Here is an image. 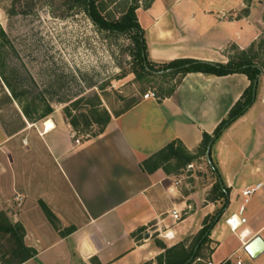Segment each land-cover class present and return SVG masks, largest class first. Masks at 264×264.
Here are the masks:
<instances>
[{
  "label": "crops",
  "instance_id": "1",
  "mask_svg": "<svg viewBox=\"0 0 264 264\" xmlns=\"http://www.w3.org/2000/svg\"><path fill=\"white\" fill-rule=\"evenodd\" d=\"M243 9V0H154L137 15L153 61L227 64L263 33L264 15L256 5L239 15ZM249 85L243 73H188L170 96H142L113 117L104 133L80 144L60 116L50 118L56 127L49 132L45 119L27 122L11 137L0 123V145L19 136L29 143L37 135L46 149L21 157L19 171L9 152L0 154V212L24 227L25 244L36 251L22 264H156L165 246L192 240L217 207L207 196L213 184H204L192 164L186 172L149 173L142 163L173 141L196 153L204 134L214 133ZM211 157L231 190L230 204L210 235L206 260L193 264H264V251L252 258L243 245L256 236L264 240V185L239 216L243 191L264 183V75L255 103L215 141ZM175 209L181 213L177 223L171 219ZM232 215L247 220L236 232L227 224ZM166 230L173 239L163 237Z\"/></svg>",
  "mask_w": 264,
  "mask_h": 264
},
{
  "label": "rangeland",
  "instance_id": "2",
  "mask_svg": "<svg viewBox=\"0 0 264 264\" xmlns=\"http://www.w3.org/2000/svg\"><path fill=\"white\" fill-rule=\"evenodd\" d=\"M66 1L0 0V30L3 29L7 36L5 40L0 34V45H5L3 55L0 53V61L5 58L8 76L16 87L28 90L32 96L38 93L44 95L47 103L54 108V112L46 119L60 116L69 121L66 107H70L73 115L78 110L91 112L96 104L93 97L95 95L101 98L102 108L114 113L121 110L132 98H141L150 90L161 95L175 85V78L160 74L139 79L137 72L140 67L134 59L136 47L132 37L129 34L114 35L99 30L82 7L74 6L70 9V4ZM153 1L140 0L139 6L147 8ZM243 1L245 9L239 15H247L255 5L260 17L261 14L264 15V0ZM97 4L103 18L118 20L129 11L134 1L98 0ZM262 24L264 28V23ZM262 43L264 29L251 44L254 45L252 54L260 53L259 57L264 61ZM250 47L246 50L251 54ZM241 52L237 50L233 57H239ZM52 92L54 97H51ZM8 95L9 89L0 87V119L9 130L19 129L22 126L21 107L17 102L9 100ZM81 97L85 99L78 109L72 105V101ZM60 98L64 101H58ZM75 138L81 142L90 137L75 133ZM45 150L37 135L31 137L29 143H24L23 137L19 136L0 145V154L9 152L14 158L17 171L22 169L21 157L26 153L46 152ZM194 154L197 158L192 162V169L204 179V184H214L217 178L206 155L198 152ZM34 162L38 164L39 160L35 159ZM43 162L49 167L48 161L42 158L40 163L43 165ZM172 162L176 165V161ZM35 167L37 170L38 166ZM188 168L186 166L180 170L186 172ZM210 191L211 189L208 197ZM216 204L217 207L210 217L218 214L223 205L221 201ZM11 244V237L0 232V264H8ZM211 247V243H207L202 250V256L207 255ZM196 264L206 263L198 261Z\"/></svg>",
  "mask_w": 264,
  "mask_h": 264
},
{
  "label": "trees",
  "instance_id": "3",
  "mask_svg": "<svg viewBox=\"0 0 264 264\" xmlns=\"http://www.w3.org/2000/svg\"><path fill=\"white\" fill-rule=\"evenodd\" d=\"M97 1L98 0H67L66 2L70 4V9L74 6L82 7L99 30L114 35L129 34L132 37L136 47L134 59L140 67V71L137 72L139 79L154 76L155 74L176 78L175 85L172 86L170 90L164 92V94H161L162 96H170L175 91L182 77L191 72H202L216 76H223L232 73H243L247 75L250 80V85L245 90L242 97L231 108L228 115L219 124L212 135L207 133L204 134L203 142L197 152L198 154L206 155L209 144L212 142L214 144L223 132L237 119L242 117L255 103V83L258 77L260 79L264 74V61L260 59V53L252 54L254 48V45H252L250 47L251 54L248 50H243L239 57L231 58L227 64L189 58L158 63L153 61L150 57L147 36L145 30L140 25L136 14L137 9L140 7V0H133L134 4L129 8V11L118 20H106L103 18L100 15ZM0 34L3 39H7L6 32L3 29L0 30ZM4 46V44L0 45L1 54L3 53L2 50H5ZM261 47L264 48V43L261 44ZM4 59L5 58L0 61V87H7L9 89V100L17 102L20 105L23 115H21L22 126L19 129L14 130L6 128L3 125V121L0 119V123L5 132L11 137L24 129L27 126V122L37 123L40 120L48 118L54 112V108L47 103L42 93L32 96L28 90H20L16 87L13 84L12 79L8 76L7 64ZM258 87L259 82L257 85V93ZM51 95V97H54V93ZM93 97L96 104L95 107L93 105L94 108L91 112L78 110V113L73 115L70 111V107H66L67 118L74 131L83 136L87 135L90 138L97 137L104 133L113 117L120 116L141 101L140 97L132 98L121 110L112 113L108 109L102 108L99 95ZM61 99L62 98L58 101L63 102L64 100ZM84 99L85 98L83 97L78 98L77 100L72 101V105L80 109L81 106H79V104H81ZM41 104L44 106L42 107ZM195 158H197L195 154L189 152L181 142L173 141L157 154L145 160L142 163V168L149 173H153L159 168H165L178 173L180 169L191 165ZM172 161H176V165H174ZM210 168L217 179L211 188L209 193L211 196L209 195L208 200L212 202L221 201L223 203L221 209L218 214L213 217L208 216L205 219L203 228L192 238V240L189 238L172 247L165 246V252L157 257V264H193L200 258H206V255L202 256V250L204 249V246L209 243L213 229L228 208L231 193V190L218 173L217 168ZM42 206L48 218L54 224H57L56 218L48 206L43 202ZM0 232L8 234L11 237L12 244L9 259H7L8 264H22L36 255V251L25 244L24 227L20 223H10L4 212H0Z\"/></svg>",
  "mask_w": 264,
  "mask_h": 264
},
{
  "label": "built area",
  "instance_id": "4",
  "mask_svg": "<svg viewBox=\"0 0 264 264\" xmlns=\"http://www.w3.org/2000/svg\"><path fill=\"white\" fill-rule=\"evenodd\" d=\"M144 99H149V98H158V95L155 91H148L147 93H145L143 95ZM78 144H80V140L77 139L76 141ZM192 166V165H190ZM264 185V183H259L257 184L254 188H247L243 191V196L245 197L244 199V203L241 205L240 209H239V216L243 215L244 210H245V205L246 203L249 201V198L251 195H253L258 189H260L262 186ZM16 200L19 202V205L21 204L22 201V197L17 196ZM171 219L173 220L174 223H177L181 220V213L178 210H174L172 212L171 215ZM246 219L245 218H240L237 215H232L227 219V224L230 226L231 230L236 232L239 230L240 226L244 223H246ZM242 236L244 234H241ZM163 237L168 238V239H173L174 238V234L172 231H167L164 232ZM243 241H244V237H243ZM243 245H246V242L243 243ZM208 264H213L212 262H208ZM238 264H243L242 260H238Z\"/></svg>",
  "mask_w": 264,
  "mask_h": 264
},
{
  "label": "water",
  "instance_id": "5",
  "mask_svg": "<svg viewBox=\"0 0 264 264\" xmlns=\"http://www.w3.org/2000/svg\"><path fill=\"white\" fill-rule=\"evenodd\" d=\"M259 82V77L256 80L255 83V88H254V100L256 99L257 96V85ZM213 146V142L209 144L207 152H206V157L208 162L210 163L211 167L215 169V165L213 164L211 160V149ZM245 251L252 257V258H257L263 251H264V240L260 236H256L250 242H248L245 246Z\"/></svg>",
  "mask_w": 264,
  "mask_h": 264
},
{
  "label": "bare ground",
  "instance_id": "6",
  "mask_svg": "<svg viewBox=\"0 0 264 264\" xmlns=\"http://www.w3.org/2000/svg\"><path fill=\"white\" fill-rule=\"evenodd\" d=\"M45 127H46V131H45V132H49V131H51L52 129H54V128L56 127V125H55V123H54L52 120H48V121L46 122Z\"/></svg>",
  "mask_w": 264,
  "mask_h": 264
}]
</instances>
